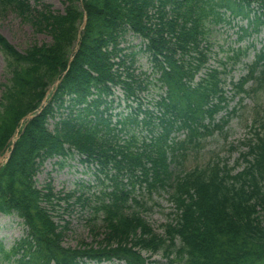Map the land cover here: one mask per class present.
<instances>
[{
    "label": "trees",
    "instance_id": "obj_1",
    "mask_svg": "<svg viewBox=\"0 0 264 264\" xmlns=\"http://www.w3.org/2000/svg\"><path fill=\"white\" fill-rule=\"evenodd\" d=\"M33 2L0 0V13L14 11L51 38L49 44L20 53L0 35L10 73L0 96V154L19 129L0 169V212H16L28 226L21 243L29 259L21 264H80L83 257L156 264L143 251L161 253L167 264H264V111L253 119V136L240 154L241 172L232 174L217 161L176 174L171 168L181 164L188 147H197L200 138L229 121L230 113L220 124L214 122L225 108L215 72L196 88L188 84L205 61L200 45L209 27L226 22L222 11L241 18L253 12L258 32L264 29V0H66L63 13L41 0ZM84 14L86 24L74 52ZM128 31L147 41L157 81L167 88L165 96L144 109L142 96L152 80L135 67V53L123 54L119 47ZM256 59L259 75L253 76L255 67L249 75L255 80L254 94L264 88V44ZM245 82L237 88L242 90ZM116 87L135 107L129 105L132 112L114 122ZM49 120H56L52 130ZM177 131H185L183 140L171 138ZM72 149L103 177L95 205L82 194L74 202L90 209L94 218L103 216L99 229H91L102 236L96 247L84 242L62 246L67 229L59 230L49 209L55 211L73 195L55 196L49 183L42 189L35 185L45 160L65 159ZM136 185L148 195L168 191L174 216L163 226V235L142 217L146 207L135 195Z\"/></svg>",
    "mask_w": 264,
    "mask_h": 264
},
{
    "label": "rangeland",
    "instance_id": "obj_2",
    "mask_svg": "<svg viewBox=\"0 0 264 264\" xmlns=\"http://www.w3.org/2000/svg\"><path fill=\"white\" fill-rule=\"evenodd\" d=\"M33 4L32 0H29ZM50 4L53 11L63 13L66 6V0H42ZM237 26L225 27L222 31H214L211 34L210 42L212 43V54L210 64L217 66L219 61H223L227 50L234 47V41L237 37ZM0 35H2L18 52L24 53L28 47L37 44H49L51 42L50 36L45 33H36L34 28L29 24L23 22L14 11H6L0 13ZM132 37L126 38V45L138 43L137 39ZM253 41L256 48L261 46L262 35L258 37L248 38L240 45H246L247 41ZM252 59V54L244 60V63ZM137 66L142 70H148L146 59L142 54L137 57ZM243 64H238L235 69L225 76V84L223 86L226 92H231V81L236 80L244 74ZM10 74L6 67V57L0 50V96L3 91L2 85L8 83ZM156 91L153 90V94ZM237 102V99L231 100L229 109H231ZM243 108L238 110L236 116L233 117L229 123L221 130H216L212 134L205 135L198 140L199 146H190L187 151L185 159L181 160L180 165L173 164L175 172H179L183 168L186 170L194 167H204L209 163L215 162L217 159L225 161L229 167L233 168V173L239 172L243 165L239 162V154L246 151L245 140L251 137L250 124L253 114V98H246L243 103ZM122 111V108H116L114 112ZM113 112V113H114ZM222 114L218 115L220 118ZM52 129V124H49ZM180 159V158H179ZM58 159H49L44 162L37 176L35 177L36 186L40 189L48 181H51L54 192L69 193L78 191L76 195L83 192L85 196H92V193H97L101 188L98 180L95 167L87 166L80 162L78 155H71L63 166L57 164ZM80 185L90 186L92 189L80 188ZM136 195L143 199L146 209L142 213V217L146 220L152 229L163 235V226L171 222L173 219L174 208L169 200L168 191L159 190L150 195L144 190L137 189ZM65 220L69 222V230L64 238L63 245L67 247H75L80 240L90 242L87 220L90 219V209L82 210L79 205H72L70 211L64 213L59 211ZM14 217V216H13ZM93 217V216H92ZM57 219V218H56ZM58 220V219H57ZM94 220V219H92ZM8 218L0 221V238L8 247L11 242L23 235L22 226L19 224L17 217H14L8 222ZM18 221L19 225L13 224ZM59 221V220H58ZM95 224H99L94 220ZM93 222V224H94ZM148 257L150 254H144ZM151 261H156V264H167L161 253L150 256Z\"/></svg>",
    "mask_w": 264,
    "mask_h": 264
}]
</instances>
